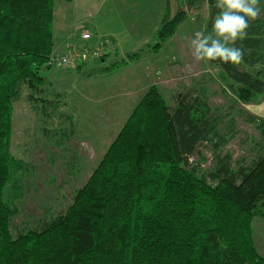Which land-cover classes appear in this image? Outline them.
Here are the masks:
<instances>
[{"label": "trees", "instance_id": "16d2710c", "mask_svg": "<svg viewBox=\"0 0 264 264\" xmlns=\"http://www.w3.org/2000/svg\"><path fill=\"white\" fill-rule=\"evenodd\" d=\"M56 1L0 0V264H264L252 226L264 206V117L245 112L259 139L253 158L236 165L220 152L226 134L205 92L178 93L169 105L154 84L65 211L12 234L17 208L4 191L28 170L11 151L12 113L27 89L32 106L51 116L54 106L39 102L47 101L41 70L50 68L55 47ZM209 1L214 9L216 0ZM185 17L182 7L175 18L165 12L155 50ZM250 25L235 45L244 51L239 64L211 61L244 103L264 93V13ZM115 52L89 61L102 62L94 68L106 73L142 53ZM203 143L214 151L207 169L195 158Z\"/></svg>", "mask_w": 264, "mask_h": 264}, {"label": "rangeland", "instance_id": "374dc122", "mask_svg": "<svg viewBox=\"0 0 264 264\" xmlns=\"http://www.w3.org/2000/svg\"><path fill=\"white\" fill-rule=\"evenodd\" d=\"M71 2L56 1L55 39L81 40L78 46H89L95 41V45L104 44L111 54L116 50L117 58L124 57L129 50L142 53L137 61H129L106 73L94 68L102 62L89 61L80 68H55L46 63L50 68H43L41 74L46 78L44 98L47 101L39 103L40 107L54 106H48L49 117L32 106L27 89L14 103L11 151L26 162L28 169L17 174L18 180L13 181L14 185H7L4 191L5 200L17 208L11 225L14 235L19 229L32 226L37 218L65 211L76 190L89 179L153 84L169 105L175 103L178 93L205 92L213 112L222 118L226 140L220 152L231 154L234 164L248 163L254 156V142L259 139V132L247 120L245 112L264 111V93L253 101L242 102L230 83L221 77L219 67L211 61H196L189 47V39L197 31L212 32L208 28L213 12L209 0H196L192 7L187 0ZM260 6L264 9V0H260ZM181 7L186 17L155 50L153 46L158 42L155 32L165 12L168 11L169 18H175ZM87 13L92 14L74 27L75 15ZM86 32L90 38L84 40L82 36ZM108 34L120 40L123 53L115 49L113 38L108 39ZM106 39L110 43L105 44ZM70 47L57 42L51 55L61 54ZM113 58L111 55L108 63ZM231 126L233 129L229 130ZM195 158L202 168H210L214 162L212 146L201 144ZM261 207L262 214L254 217L252 226L256 249L264 256V206Z\"/></svg>", "mask_w": 264, "mask_h": 264}, {"label": "clouds", "instance_id": "9594fccd", "mask_svg": "<svg viewBox=\"0 0 264 264\" xmlns=\"http://www.w3.org/2000/svg\"><path fill=\"white\" fill-rule=\"evenodd\" d=\"M216 9L211 21L212 32L197 31L189 39V47L196 61L239 64L244 51L235 46L236 42L246 38L250 21L258 19L264 9L260 0H216Z\"/></svg>", "mask_w": 264, "mask_h": 264}, {"label": "built area", "instance_id": "2783aa9c", "mask_svg": "<svg viewBox=\"0 0 264 264\" xmlns=\"http://www.w3.org/2000/svg\"><path fill=\"white\" fill-rule=\"evenodd\" d=\"M83 39L87 40L90 38L89 32L83 34ZM106 47L102 45H94L92 47H83L81 49H70L58 55H51L47 64L51 67L62 68V67H76L89 60H95L99 58Z\"/></svg>", "mask_w": 264, "mask_h": 264}, {"label": "crops", "instance_id": "0c3cea01", "mask_svg": "<svg viewBox=\"0 0 264 264\" xmlns=\"http://www.w3.org/2000/svg\"><path fill=\"white\" fill-rule=\"evenodd\" d=\"M73 1V0H72ZM72 3V2H71ZM76 7V6H75ZM74 9V8H73ZM92 14V13H91ZM91 14L89 15L88 13L86 14V15H80V16H78V14H76L75 15V20H74V27H76L75 25H78V23L79 22H81L83 19H85V18H87V17H90L91 16ZM67 34H69V33H67ZM66 34V35H67ZM107 36H109L108 37V39H112V41L114 42V44L116 45V48L115 49H118V50H120L121 51V49H120V47H121V42H120V40L119 39H116V36H114V35H112V34H108ZM112 37V38H111ZM68 38V39H67ZM66 39L64 38V37H58V40H57V38L55 39V45H56V43L58 42L59 44H61L62 46H65V47H68L69 45H75V46H78V45H80L81 43H82V41L81 40H78V42L77 41H75V40H73V39H69V37H67ZM102 39H103V37H102ZM108 39H106V40H108ZM75 41V42H74ZM72 42V43H71ZM74 42V43H73ZM93 43H95V41H93ZM113 47H114V45H113ZM122 53H123V51H121ZM137 61V60H136ZM132 63V62H131ZM133 63H136V62H133ZM129 64H127V66H128ZM259 107H260V105H259ZM261 108V107H260ZM253 111V113H255V114H257V115H260V116H263L264 117V111L263 110H257V111H255V110H252Z\"/></svg>", "mask_w": 264, "mask_h": 264}, {"label": "water", "instance_id": "95a60500", "mask_svg": "<svg viewBox=\"0 0 264 264\" xmlns=\"http://www.w3.org/2000/svg\"><path fill=\"white\" fill-rule=\"evenodd\" d=\"M217 11H218V9H216V7H214L213 12H212V15H211V18H210V20H209V22H208V25H209V26H211V21H212V19H214V17H215V15H216Z\"/></svg>", "mask_w": 264, "mask_h": 264}]
</instances>
